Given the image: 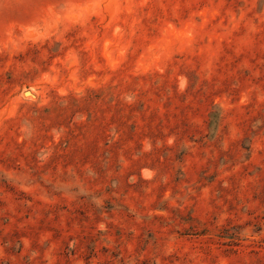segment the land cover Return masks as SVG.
I'll list each match as a JSON object with an SVG mask.
<instances>
[{
  "label": "rangeland",
  "instance_id": "374dc122",
  "mask_svg": "<svg viewBox=\"0 0 264 264\" xmlns=\"http://www.w3.org/2000/svg\"><path fill=\"white\" fill-rule=\"evenodd\" d=\"M0 264H264V0H0Z\"/></svg>",
  "mask_w": 264,
  "mask_h": 264
},
{
  "label": "bare ground",
  "instance_id": "6f19581e",
  "mask_svg": "<svg viewBox=\"0 0 264 264\" xmlns=\"http://www.w3.org/2000/svg\"><path fill=\"white\" fill-rule=\"evenodd\" d=\"M28 95L31 96V95H30V92H28ZM27 97H28V96H27ZM31 97L33 98V96H31Z\"/></svg>",
  "mask_w": 264,
  "mask_h": 264
}]
</instances>
